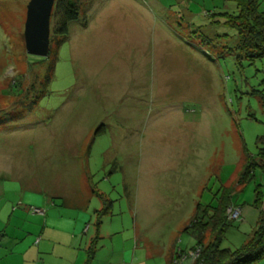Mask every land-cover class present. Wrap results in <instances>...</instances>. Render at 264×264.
Returning <instances> with one entry per match:
<instances>
[{
	"label": "rangeland",
	"instance_id": "rangeland-1",
	"mask_svg": "<svg viewBox=\"0 0 264 264\" xmlns=\"http://www.w3.org/2000/svg\"><path fill=\"white\" fill-rule=\"evenodd\" d=\"M224 1L87 0L68 35L40 57L25 46L30 0H0V171L13 164L22 177L10 195L29 178L55 183L90 169L93 187L113 201L107 223L113 219L123 248L134 231L130 195L152 172L161 193L185 208L140 236L154 251L172 232L177 247H193L185 228L197 205L216 206L223 187H236L243 149L256 157L264 134V57L236 47L218 15L236 8ZM254 174L234 189L241 219L227 227L222 248L241 247L256 226L264 167Z\"/></svg>",
	"mask_w": 264,
	"mask_h": 264
},
{
	"label": "crops",
	"instance_id": "crops-1",
	"mask_svg": "<svg viewBox=\"0 0 264 264\" xmlns=\"http://www.w3.org/2000/svg\"><path fill=\"white\" fill-rule=\"evenodd\" d=\"M90 135H85L86 142ZM69 150L78 153L76 147ZM5 163L0 160V165ZM12 165L0 171V264H150L154 259L170 264L178 251H185L174 244L173 232L168 237V244L159 251H154L152 244L140 236V231L157 229V222L163 223L164 218L185 208L182 198L175 195L176 202L170 201L161 193L164 188L158 189V180L162 182V179L153 178L152 172L139 179L138 189L130 195V206L135 215L134 231L129 237L125 235L123 248H119V230L113 219L107 223V217L112 215L113 201L104 190L93 187L90 169L87 173L82 169L79 175L55 183L26 178L28 187H22L14 197L8 190L16 189L12 185L22 177ZM80 165H76V169ZM57 183L62 184V189L51 186ZM15 199L18 203L13 201ZM105 200L112 201V209L100 221L98 213L104 209ZM262 205L264 209V202ZM139 207L144 209L142 215ZM33 209H40L43 213ZM139 215L141 219H138ZM254 216L258 218L257 211ZM206 240H209V234ZM92 244L94 253L89 259Z\"/></svg>",
	"mask_w": 264,
	"mask_h": 264
},
{
	"label": "trees",
	"instance_id": "trees-1",
	"mask_svg": "<svg viewBox=\"0 0 264 264\" xmlns=\"http://www.w3.org/2000/svg\"><path fill=\"white\" fill-rule=\"evenodd\" d=\"M82 1V2H81ZM85 1V2H84ZM87 0H56L52 15L53 26L51 28L50 41L64 39L68 33L71 22L80 20L81 9L87 4ZM235 5L236 12L223 11L218 13L224 20L222 24L229 27L236 35V47L242 49L250 59L264 57V10L260 9L261 0H225ZM224 1V2H225ZM213 20L217 15L212 14ZM212 20V21H213ZM218 20V18H217ZM212 24V23H211ZM98 133V132H97ZM258 154L251 155L246 148L243 170L237 178L235 185L243 188L255 177V170L264 167V134L257 138ZM236 187H223L218 204H200L196 207V215L190 226L185 230H191L196 238L195 246L189 251H178L170 264L179 253L187 254L190 251L200 249L198 258L189 264H256L264 257V209H262L263 191L256 188L255 205L260 209L256 226L239 248L232 250L222 248V237L227 227L235 221L227 220L229 207L239 208L232 202V195ZM104 209L98 213V219L111 212L112 201H104ZM242 212V210H241ZM201 214V216H200ZM241 217L238 219L240 220ZM98 222L100 223V221ZM236 220V221H238ZM209 234V240H206ZM89 259L93 257V244L89 248Z\"/></svg>",
	"mask_w": 264,
	"mask_h": 264
},
{
	"label": "water",
	"instance_id": "water-1",
	"mask_svg": "<svg viewBox=\"0 0 264 264\" xmlns=\"http://www.w3.org/2000/svg\"><path fill=\"white\" fill-rule=\"evenodd\" d=\"M56 0H30L25 24V46L30 55L47 57L50 52L51 19Z\"/></svg>",
	"mask_w": 264,
	"mask_h": 264
},
{
	"label": "built area",
	"instance_id": "built-area-1",
	"mask_svg": "<svg viewBox=\"0 0 264 264\" xmlns=\"http://www.w3.org/2000/svg\"><path fill=\"white\" fill-rule=\"evenodd\" d=\"M34 212L43 213L40 209H33ZM241 216V209L229 207L227 210V220L228 221H236ZM200 249H196L194 251H190L187 254L179 253L177 257L174 259L173 264H189L193 263L199 256Z\"/></svg>",
	"mask_w": 264,
	"mask_h": 264
}]
</instances>
